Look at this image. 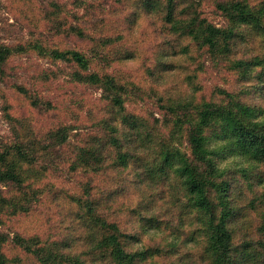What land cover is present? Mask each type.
Returning <instances> with one entry per match:
<instances>
[{"label": "trees", "instance_id": "trees-1", "mask_svg": "<svg viewBox=\"0 0 264 264\" xmlns=\"http://www.w3.org/2000/svg\"><path fill=\"white\" fill-rule=\"evenodd\" d=\"M42 3L49 33L88 50L0 42V80L34 53L66 67L17 86L32 107L56 109L44 91H64L66 69L100 96L89 121L38 130L5 109L0 225L46 205L56 233L0 232V264H264V0H108L95 22L93 2ZM208 66L224 85L199 82ZM48 169L67 185H42ZM149 230L173 240L144 242Z\"/></svg>", "mask_w": 264, "mask_h": 264}, {"label": "rangeland", "instance_id": "rangeland-1", "mask_svg": "<svg viewBox=\"0 0 264 264\" xmlns=\"http://www.w3.org/2000/svg\"><path fill=\"white\" fill-rule=\"evenodd\" d=\"M48 1L49 0H0V42L13 43L17 40L28 39L33 35L34 38L38 36L39 39H42L43 42L48 45H55L56 43L61 45L76 44L78 48L82 50H88V46H90L89 42H82L75 38L65 39L53 37L49 33L43 21L45 10L44 6L46 4L42 3ZM87 1L94 3L95 9H92V13L90 14V19H92L93 22H95L100 17L99 14H101V4L107 3V9H109L111 5V3H108V0ZM209 17L216 23L221 24L223 22L220 17H216L214 15ZM145 25L141 29H137L133 33V36H137L139 38L144 36L145 33H143V31L146 30ZM185 60L186 58H181L178 60V63L184 64ZM207 65H209V63ZM101 66H104V64L102 63ZM65 67L66 65L63 62H58L55 64L49 59L39 57L34 53L18 55L12 57L11 60H9L6 77L5 79L0 80V141L11 134L10 125L5 118L6 108H9L10 112L16 117L29 118L36 130L45 126H50L59 120L71 122L77 121V118H80L84 121H89V117L92 116L96 108L95 101H97L99 98L100 91L84 86H79L78 88L72 87V85L68 82L70 79L68 69H66L57 80L52 81V88L58 87L59 84H62L65 86L64 91L54 88L44 91V94L48 95L47 97L54 100L56 106L55 110L46 111L44 108L32 107L29 101L17 89V86L19 85L31 87L35 81V74H38V68L58 69ZM123 69L126 72L128 71L131 74L135 72L136 75H138V72L131 67H124ZM207 69V73L205 72V74L201 73L199 75V82L201 80L202 84L206 88L212 87L215 84H225L216 69H213L209 66ZM183 85L185 88L184 90L188 88V95L191 93L193 94L194 88L190 81H187ZM160 88L161 90H165L163 86H160ZM239 160V157L236 158V162ZM233 162L234 158H228L223 160L221 164L223 166L231 165ZM41 184L67 185V181L63 180L61 173H57L54 169H48L47 175L43 178ZM46 208H48V206L39 205L33 214L13 218L7 217L5 221L7 224L0 225V232L7 233L11 237L14 236L13 230L26 232L29 234L42 233L44 235H48L51 232L56 233L54 227L55 225L51 223L52 216L46 211ZM163 236H165L167 241L173 240L172 235L167 234L166 236L162 231L149 230L145 232L144 242H152V239L157 240ZM140 245L141 244L139 243L138 247H140ZM7 248V251H9L11 255H18L23 258L25 257V253L14 244H9ZM30 264L35 263L31 262Z\"/></svg>", "mask_w": 264, "mask_h": 264}]
</instances>
